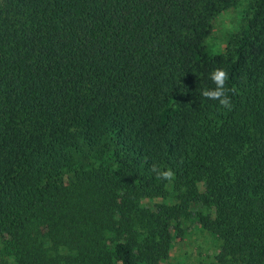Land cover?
Instances as JSON below:
<instances>
[{"label": "trees", "instance_id": "16d2710c", "mask_svg": "<svg viewBox=\"0 0 264 264\" xmlns=\"http://www.w3.org/2000/svg\"><path fill=\"white\" fill-rule=\"evenodd\" d=\"M229 6L0 0V264H163L190 221L215 264H264V0L208 57Z\"/></svg>", "mask_w": 264, "mask_h": 264}, {"label": "rangeland", "instance_id": "374dc122", "mask_svg": "<svg viewBox=\"0 0 264 264\" xmlns=\"http://www.w3.org/2000/svg\"><path fill=\"white\" fill-rule=\"evenodd\" d=\"M254 1L230 0V6L211 22V33L204 41L202 54L215 57L233 52L240 34L252 17ZM183 227L189 229L183 237L176 239L169 258L163 264H215L216 249L211 237L195 222H187Z\"/></svg>", "mask_w": 264, "mask_h": 264}, {"label": "clouds", "instance_id": "9594fccd", "mask_svg": "<svg viewBox=\"0 0 264 264\" xmlns=\"http://www.w3.org/2000/svg\"><path fill=\"white\" fill-rule=\"evenodd\" d=\"M210 80L215 85L213 89H204L201 91V96L217 101L219 106L223 109L231 110L232 103L228 95V89H226V81L228 80V73L220 68L213 70L209 76ZM150 171L155 174L157 180H164L171 182L175 179V173L171 169L161 170L156 165H152Z\"/></svg>", "mask_w": 264, "mask_h": 264}]
</instances>
